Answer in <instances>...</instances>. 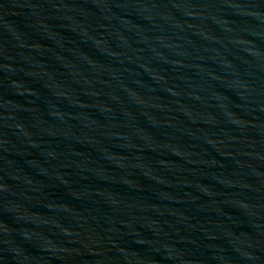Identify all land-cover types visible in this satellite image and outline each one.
<instances>
[{
  "label": "water",
  "instance_id": "obj_1",
  "mask_svg": "<svg viewBox=\"0 0 264 264\" xmlns=\"http://www.w3.org/2000/svg\"><path fill=\"white\" fill-rule=\"evenodd\" d=\"M0 264H264V0H0Z\"/></svg>",
  "mask_w": 264,
  "mask_h": 264
}]
</instances>
